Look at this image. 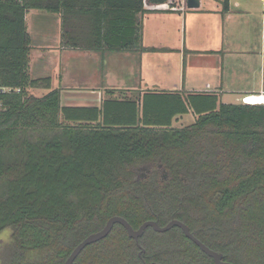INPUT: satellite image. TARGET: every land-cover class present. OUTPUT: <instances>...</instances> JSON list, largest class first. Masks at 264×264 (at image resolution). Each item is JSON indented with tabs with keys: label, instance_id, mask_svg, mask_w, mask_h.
Returning a JSON list of instances; mask_svg holds the SVG:
<instances>
[{
	"label": "trees",
	"instance_id": "16d2710c",
	"mask_svg": "<svg viewBox=\"0 0 264 264\" xmlns=\"http://www.w3.org/2000/svg\"><path fill=\"white\" fill-rule=\"evenodd\" d=\"M164 3L172 5L0 0V232L11 230L5 264H63L115 215L134 229L175 218L225 261L264 264V104L146 90L66 106L50 76L28 73L29 10L60 15L62 47L103 54L146 50L139 15ZM228 9L222 0V12ZM35 87L47 92L30 93ZM190 111L192 123L172 126ZM139 244L116 223L73 264H213L178 227H147Z\"/></svg>",
	"mask_w": 264,
	"mask_h": 264
},
{
	"label": "rangeland",
	"instance_id": "374dc122",
	"mask_svg": "<svg viewBox=\"0 0 264 264\" xmlns=\"http://www.w3.org/2000/svg\"><path fill=\"white\" fill-rule=\"evenodd\" d=\"M200 1L201 5L199 7H208L216 10L219 26H221L223 19L227 23L229 18L233 20L237 15H243L254 21L255 27L243 31L244 37L247 38V41L251 45L246 46L245 42L239 40L238 45L232 46L230 45L231 43L226 41L227 39H224L225 41L221 40L220 35L216 41L213 39H208L206 42L201 41L199 45L204 47L202 48L203 50L213 49L216 52L212 54L208 52L201 53L195 56L194 65L190 67L189 73H187V70L183 72L181 53L150 54L147 61L155 62L158 67H153L149 62H145L146 70L144 77L147 84L142 85L140 83L138 87L136 84L138 83L139 63L133 62L130 65L122 58L113 56L108 63L106 62L110 80V83L106 86L113 87L109 88L113 92L107 95L105 93L107 89H104L100 95V99L102 100L106 97L133 99L139 93L146 90H179L181 92L209 90L218 95L219 102L239 103L241 102V97L246 95L247 91L260 92V82L257 80L255 73L259 69L261 57H263L262 61L264 62V41L261 39L260 31L262 29L260 18L261 0H229L230 5L227 12H222V0ZM174 2L177 5H181V0H174ZM185 8H187L186 13L191 11L187 6ZM250 14L254 15L251 16ZM56 16L55 13L38 9H31L26 13L27 30L31 35L32 48L35 50L34 53H31L32 57L35 53L45 50H50L49 54H57L55 49H57L56 41L58 42L60 39V30L58 29L60 24L59 21H56ZM196 37L202 38V34H197ZM167 38L170 45H176V43L178 45L173 32H169ZM67 52L64 55L67 74L76 72L81 67L84 76L87 77L95 74L94 78L96 77V79L94 81L99 83V87L104 86L103 65L97 63L94 67V64L90 61L79 62L76 59L75 52L72 53V50ZM45 60H49L48 56L45 57ZM185 63L184 67L186 68L187 62ZM130 66H134V71ZM31 68L33 75L36 74L38 75L37 77L49 76L48 74L53 73L54 70L53 66L49 65L46 61L38 62L37 57L33 58ZM66 82L72 83L74 81L67 78ZM206 83L209 84V87H206ZM187 88L190 91L184 90ZM45 90L42 87H35L30 88L29 92L34 95H42L45 93ZM253 103H264V101L257 99ZM193 116L190 113L180 117L182 119H176L175 127H182L192 123L194 121ZM10 242L11 230L10 228H5L0 232V264H5L6 262V253Z\"/></svg>",
	"mask_w": 264,
	"mask_h": 264
},
{
	"label": "crops",
	"instance_id": "0c3cea01",
	"mask_svg": "<svg viewBox=\"0 0 264 264\" xmlns=\"http://www.w3.org/2000/svg\"><path fill=\"white\" fill-rule=\"evenodd\" d=\"M262 3V0H261ZM201 5V1H200ZM230 5V2H229ZM147 12L139 15L141 21V45L146 48L144 51H118V52H104L101 54L99 51L93 50H83V49H69L61 46V39L57 43V49H55L54 53H50L49 51H41L37 52L33 55L34 49L32 48L29 52V64H28V73L31 77H37L38 75H33L32 73V61L33 58L37 57L38 62H47L49 65L53 66V73L48 74L51 78V88H60V98L61 104L70 106H99L101 103L100 95L104 91V89H109L113 87L106 86L110 83L109 74H108V63L110 59L115 57H120L128 64L132 65L133 62L139 63L138 70V83L136 86L141 83L142 85L147 84L145 80V62H149L153 67H158V65L153 61H147L148 56L150 54H168L171 52L181 53L182 55V65L183 72L189 73L190 67L194 65V57L198 56L201 53H214L216 52L213 49L203 50L201 41H207L208 39H213L216 41L218 36H221V40H226L230 45L236 46L239 44V40L245 42L246 46H250V42L247 41V38L244 37L243 31H247L255 27L254 21L246 18L243 15H237L236 18L227 21V23L221 21V26H219V18L216 10L212 8H196L191 9L189 13H186L187 8H183L181 5L175 8H163V7H155L154 5L145 6ZM260 10V18H261V39H263V30H264V15H263V6L261 5ZM57 16L56 21H59L58 29L60 30L59 36L61 35V21L60 15L55 13ZM251 15V14H250ZM249 15V16H250ZM254 15V14H252ZM251 15V16H252ZM230 17V16H229ZM169 32H173L175 36L176 42L178 45H170L168 42V34ZM197 34H202V38L196 37ZM224 40V41H225ZM224 44V42H222ZM181 45V47H179ZM153 48L154 51H149L148 49ZM33 50V51H32ZM69 50H72V53H76V59L79 62H92V64L99 63V65H103L104 67V86L99 87V83L94 81L95 74L90 76H84L83 70L80 67L79 70H75L76 72H72L67 74L66 64H65V53ZM78 51V52H77ZM231 51V50H230ZM70 53V52H67ZM49 58V60H45V57ZM187 58V59H186ZM263 60V57H261ZM42 60V61H41ZM261 60L259 69L256 71L257 80L260 82V92L247 91L246 95H256L258 100L264 101V62ZM112 61V60H111ZM186 68L184 64H186ZM125 63V62H124ZM123 63V64H124ZM130 68L134 71V66H130ZM186 73V74H187ZM68 76V77H67ZM72 79L74 82L68 83L66 82L67 78ZM91 77V78H90ZM187 77V76H186ZM206 87H209V84L206 83ZM101 88V89H100ZM102 90V91H101ZM185 91H190L189 88L184 89ZM194 91H208L209 90H194ZM45 92H47L45 90ZM143 92V91H142ZM215 93V92H214ZM222 93V92H221ZM244 96V95H243ZM195 114L193 112H188L186 114ZM178 115L172 120V126H175L176 119H182L180 117L186 115Z\"/></svg>",
	"mask_w": 264,
	"mask_h": 264
},
{
	"label": "water",
	"instance_id": "95a60500",
	"mask_svg": "<svg viewBox=\"0 0 264 264\" xmlns=\"http://www.w3.org/2000/svg\"><path fill=\"white\" fill-rule=\"evenodd\" d=\"M186 6L190 9H196L200 6V0H186ZM122 225L130 238L134 239L138 247L139 238L147 227H151L156 232H165L172 227H178L182 230L186 238L195 243L201 251L210 256L213 260V264H234L223 259V255L201 242L189 229V227L182 221L172 218L165 225L161 226L155 220H146L138 228L134 229L123 217L115 215L108 218L104 227L96 232L88 234L82 241H80L68 255L63 264H72L80 252L89 244L95 243L103 239L112 229L114 224ZM143 250V249H141Z\"/></svg>",
	"mask_w": 264,
	"mask_h": 264
},
{
	"label": "built area",
	"instance_id": "2783aa9c",
	"mask_svg": "<svg viewBox=\"0 0 264 264\" xmlns=\"http://www.w3.org/2000/svg\"><path fill=\"white\" fill-rule=\"evenodd\" d=\"M172 2V5L169 6L168 3H164V4H156L154 5L155 7H163V8H167V9H170V8H175V7H178V5L174 2V0H171ZM181 6L184 8L186 7V0H181ZM262 6H263V15H264V0H262ZM263 39H264V30H263ZM2 91H6L8 90V88H5L3 87L1 89ZM264 94V93H262ZM257 100L256 98V95H244L241 97V103H245V104H253V102ZM256 104V103H254ZM260 104H264V103H260ZM0 108H1V103H0Z\"/></svg>",
	"mask_w": 264,
	"mask_h": 264
},
{
	"label": "clouds",
	"instance_id": "9594fccd",
	"mask_svg": "<svg viewBox=\"0 0 264 264\" xmlns=\"http://www.w3.org/2000/svg\"><path fill=\"white\" fill-rule=\"evenodd\" d=\"M254 104V103H253ZM256 104H260V103H256Z\"/></svg>",
	"mask_w": 264,
	"mask_h": 264
},
{
	"label": "flooded vegetation",
	"instance_id": "af4514ba",
	"mask_svg": "<svg viewBox=\"0 0 264 264\" xmlns=\"http://www.w3.org/2000/svg\"><path fill=\"white\" fill-rule=\"evenodd\" d=\"M135 241V240H134ZM137 244V243H136ZM73 264V263H72Z\"/></svg>",
	"mask_w": 264,
	"mask_h": 264
}]
</instances>
